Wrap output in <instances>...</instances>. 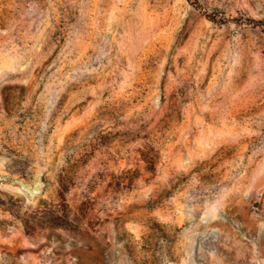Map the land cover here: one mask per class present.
I'll return each mask as SVG.
<instances>
[{"label":"rangeland","instance_id":"rangeland-1","mask_svg":"<svg viewBox=\"0 0 264 264\" xmlns=\"http://www.w3.org/2000/svg\"><path fill=\"white\" fill-rule=\"evenodd\" d=\"M0 264H264V0H0Z\"/></svg>","mask_w":264,"mask_h":264}]
</instances>
